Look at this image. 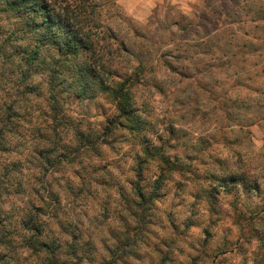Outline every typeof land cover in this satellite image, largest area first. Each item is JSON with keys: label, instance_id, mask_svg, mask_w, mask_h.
Segmentation results:
<instances>
[{"label": "clouds", "instance_id": "clouds-1", "mask_svg": "<svg viewBox=\"0 0 264 264\" xmlns=\"http://www.w3.org/2000/svg\"><path fill=\"white\" fill-rule=\"evenodd\" d=\"M0 264H264V0H0Z\"/></svg>", "mask_w": 264, "mask_h": 264}]
</instances>
